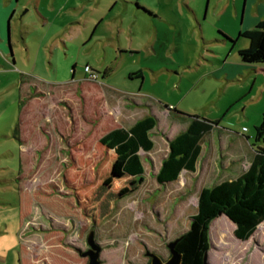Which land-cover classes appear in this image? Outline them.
I'll list each match as a JSON object with an SVG mask.
<instances>
[{
    "label": "rangeland",
    "instance_id": "1",
    "mask_svg": "<svg viewBox=\"0 0 264 264\" xmlns=\"http://www.w3.org/2000/svg\"><path fill=\"white\" fill-rule=\"evenodd\" d=\"M134 1L0 7V264H87L90 236L100 264H150L147 253L166 261L200 188L241 171L204 159L238 152L237 134L261 145L264 63L244 66L237 54L252 0H140L152 14ZM146 115L157 125L139 179L99 138ZM188 116L217 125L201 138L197 171L159 183ZM234 229L224 214L212 221L208 263L264 264V221L246 240Z\"/></svg>",
    "mask_w": 264,
    "mask_h": 264
},
{
    "label": "trees",
    "instance_id": "2",
    "mask_svg": "<svg viewBox=\"0 0 264 264\" xmlns=\"http://www.w3.org/2000/svg\"><path fill=\"white\" fill-rule=\"evenodd\" d=\"M239 36L249 40L248 47L238 50L241 62L264 63V19ZM188 117L190 121L186 128L168 141V153L156 174L159 183L175 181L182 170L195 171L201 150L199 141L204 133L217 125V121L204 117ZM156 125L157 119L147 115L128 128L111 129L99 138V142L113 150L126 175L142 179L144 167L139 151L153 148L151 131ZM254 140L261 145L255 148L252 162L244 173L199 191L197 212L191 216L189 228L179 235L175 245L181 253L180 264H202L204 253L210 248V224L220 214L235 224L234 235L240 240L248 239L264 221V111L255 126Z\"/></svg>",
    "mask_w": 264,
    "mask_h": 264
},
{
    "label": "crops",
    "instance_id": "3",
    "mask_svg": "<svg viewBox=\"0 0 264 264\" xmlns=\"http://www.w3.org/2000/svg\"><path fill=\"white\" fill-rule=\"evenodd\" d=\"M131 1H134V0H125V3L126 4H130ZM136 4L138 5H142L141 7H143V10L144 12L148 13V14H152L151 11L153 12H156L155 10H150L149 6L147 4H144L142 3L140 0H136L134 1ZM11 3V0H0V7L3 5V4H6V5H10ZM133 3V2H132ZM248 3V0L247 2ZM247 6V5H246ZM141 7H136L137 10H139V8ZM149 9V10H147ZM236 9H235V16L236 15ZM244 20H243V24L241 26V28L239 29V32H238V37H243V36H239V33L245 31V30H249L251 28H253L260 20H263L264 19V0H252V2L250 3V7L248 8V11H247V8L244 9V16H243ZM245 18L247 19L246 22H245ZM245 38V37H243ZM1 33H0V41H1ZM227 40V39H226ZM229 41V40H228ZM249 45V40L247 38H245V41L242 42L239 46V48H237V54H238V50L239 49H242V48H246L248 47ZM1 51V50H0ZM239 57V56H238ZM240 60V58H239ZM241 61V60H240ZM244 66H249V65H253V64H246V63H243L241 62ZM258 64V63H257ZM147 116V115H146ZM140 119V118H139ZM157 119V118H156ZM138 120V119H137ZM136 121V120H135ZM134 121V122H135ZM190 119L189 117H187L186 119V124H185V127L182 129L184 130L186 128V126L188 125ZM133 122V123H134ZM132 123V124H133ZM156 127V126H155ZM153 130V129H152ZM181 130V131H182ZM152 132V131H151ZM180 132V131H179ZM178 132V133H179ZM177 134V133H176ZM175 134V135H176ZM205 134V133H204ZM203 134V135H204ZM175 135L171 136L169 138V140H171ZM239 137H237V149H238V152H233L231 156H227L228 154L227 153H219L218 156H216V153H215V156H213V154H211L212 156L209 158V160L207 159H204V163L208 164L210 163V161H213L212 159L213 158H216V160H214L215 162V165L217 164V158L219 159V165H220V169L219 171L220 172H224V170L226 169H232L233 172H236V170H241L240 173L238 175H236L235 177H231V176H228V178H223L221 181H224V179H227V180H232L236 177H238L239 175H241L242 173H244L250 166L251 162H252V159H253V156L255 154V149H253L250 145H247L244 137H243V134H237ZM203 137V136H202ZM201 137V138H202ZM20 140V139H19ZM168 140V141H169ZM247 140V139H246ZM199 144H200V147H201V150H200V154H199V157L196 161V164H195V171L191 172V171H188V170H182L179 174V176L183 173H194L197 171V168H198V164L199 162L201 161V158H202V153H203V149H202V146H201V139L199 141ZM236 145V143H235ZM154 146V145H153ZM236 149V151H237ZM213 150V151H212ZM210 149V152L213 153V152H216V150L214 149ZM142 150L139 151V153L141 152ZM238 153V154H237ZM244 154V155H243ZM234 157V158H233ZM165 158V156L162 158V160ZM233 158V159H231ZM237 165L239 167H237ZM161 166V165H160ZM160 168V167H159ZM159 171V169H158ZM187 174V175H188ZM178 176V177H179ZM192 176V175H190ZM202 188V187H201ZM200 188V190H201Z\"/></svg>",
    "mask_w": 264,
    "mask_h": 264
},
{
    "label": "water",
    "instance_id": "4",
    "mask_svg": "<svg viewBox=\"0 0 264 264\" xmlns=\"http://www.w3.org/2000/svg\"><path fill=\"white\" fill-rule=\"evenodd\" d=\"M178 239L167 244L171 256L166 261H162L159 256L154 253H147L151 257L150 264H180L181 253L175 249V245ZM89 249L82 253V256L88 257L87 264H100L99 254L100 245L92 241V237L88 238ZM207 251L203 255L202 264H209L207 261Z\"/></svg>",
    "mask_w": 264,
    "mask_h": 264
},
{
    "label": "built area",
    "instance_id": "5",
    "mask_svg": "<svg viewBox=\"0 0 264 264\" xmlns=\"http://www.w3.org/2000/svg\"><path fill=\"white\" fill-rule=\"evenodd\" d=\"M84 71L85 72H89L90 71V67H88L87 65L84 66ZM90 80H95L96 79V74L94 73H91L89 74V77H88ZM246 128L243 127V130H245Z\"/></svg>",
    "mask_w": 264,
    "mask_h": 264
},
{
    "label": "flooded vegetation",
    "instance_id": "6",
    "mask_svg": "<svg viewBox=\"0 0 264 264\" xmlns=\"http://www.w3.org/2000/svg\"><path fill=\"white\" fill-rule=\"evenodd\" d=\"M89 79V78H88ZM90 80V79H89ZM150 258V257H149Z\"/></svg>",
    "mask_w": 264,
    "mask_h": 264
}]
</instances>
